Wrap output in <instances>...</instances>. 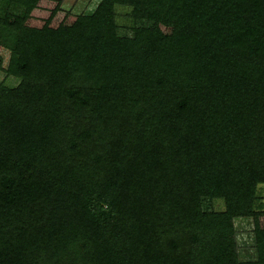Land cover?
<instances>
[{"label":"trees","instance_id":"trees-1","mask_svg":"<svg viewBox=\"0 0 264 264\" xmlns=\"http://www.w3.org/2000/svg\"><path fill=\"white\" fill-rule=\"evenodd\" d=\"M62 1L0 0V264H264V0Z\"/></svg>","mask_w":264,"mask_h":264},{"label":"rangeland","instance_id":"rangeland-1","mask_svg":"<svg viewBox=\"0 0 264 264\" xmlns=\"http://www.w3.org/2000/svg\"><path fill=\"white\" fill-rule=\"evenodd\" d=\"M99 0H63L62 8L66 11H70L74 14L91 15L97 9ZM10 10H14L16 13H21L22 8L12 7ZM2 8V12H3ZM117 23L118 34L124 37H133L132 25L137 26L149 25V22L138 20L135 23L128 18L127 9L125 7H118L117 9ZM10 60V50L0 44V84H4L9 87H15L18 85L19 80L13 76H9L6 72ZM203 209L205 211L222 210L223 203L221 201H212L205 199L203 201ZM235 236L237 241L238 253L241 261H252L257 258L255 243L253 238V222L251 219H236L234 220Z\"/></svg>","mask_w":264,"mask_h":264}]
</instances>
